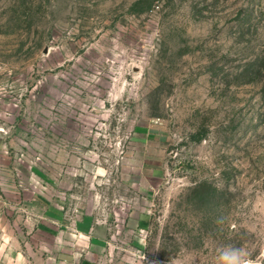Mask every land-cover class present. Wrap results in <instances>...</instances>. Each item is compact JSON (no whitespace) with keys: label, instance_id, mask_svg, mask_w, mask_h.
I'll return each mask as SVG.
<instances>
[{"label":"rangeland","instance_id":"374dc122","mask_svg":"<svg viewBox=\"0 0 264 264\" xmlns=\"http://www.w3.org/2000/svg\"><path fill=\"white\" fill-rule=\"evenodd\" d=\"M56 245L264 264V0H0V264Z\"/></svg>","mask_w":264,"mask_h":264},{"label":"crops","instance_id":"0c3cea01","mask_svg":"<svg viewBox=\"0 0 264 264\" xmlns=\"http://www.w3.org/2000/svg\"><path fill=\"white\" fill-rule=\"evenodd\" d=\"M149 222V214L148 212H137L134 215V221L132 226H137L140 231H144L148 227ZM92 222L90 225H88L87 222H85V219L82 221H79L76 225V232L78 234H89V240L93 241L95 243H99L101 240H103L104 231L100 229L99 231L93 230ZM92 246H100V245H56L57 249L55 253L53 254V262L54 264H90L87 259V256H90V251H87V249H90ZM81 253H85L84 256L81 255ZM81 256L84 257L81 259Z\"/></svg>","mask_w":264,"mask_h":264},{"label":"clouds","instance_id":"9594fccd","mask_svg":"<svg viewBox=\"0 0 264 264\" xmlns=\"http://www.w3.org/2000/svg\"><path fill=\"white\" fill-rule=\"evenodd\" d=\"M236 264H248V262H241V261L239 260V257L237 256V257H236Z\"/></svg>","mask_w":264,"mask_h":264}]
</instances>
